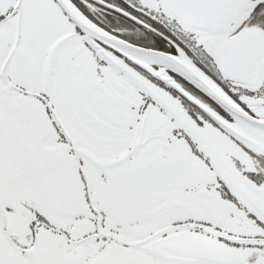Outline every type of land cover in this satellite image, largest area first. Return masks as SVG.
<instances>
[{
  "label": "snow or ice",
  "instance_id": "obj_1",
  "mask_svg": "<svg viewBox=\"0 0 264 264\" xmlns=\"http://www.w3.org/2000/svg\"><path fill=\"white\" fill-rule=\"evenodd\" d=\"M0 264H264V0H0Z\"/></svg>",
  "mask_w": 264,
  "mask_h": 264
}]
</instances>
